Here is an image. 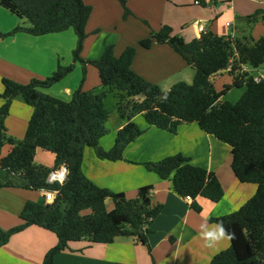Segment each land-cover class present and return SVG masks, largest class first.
Wrapping results in <instances>:
<instances>
[{"label": "trees", "instance_id": "1", "mask_svg": "<svg viewBox=\"0 0 264 264\" xmlns=\"http://www.w3.org/2000/svg\"><path fill=\"white\" fill-rule=\"evenodd\" d=\"M116 1L123 10V19L132 15L126 0ZM0 6L27 24L0 33V39L19 32L43 36L69 29L76 35L69 65L57 64L50 76L33 78L27 84L1 80L0 151L5 144L10 150L0 159V169L20 174L26 181L25 189L56 192L60 201L26 202L19 215L21 225L7 231L0 229V247L29 226L47 230L56 237L55 246L45 253L41 264H53L56 254L64 251L69 243L81 240L110 244L122 237L146 246L148 227L161 210V205L150 201L151 186L140 187L135 198L126 199L123 193L98 187L81 170L85 148H92L100 160H122L126 146L144 132L131 121L139 114L148 126L170 133H175L180 124L195 123L203 132L230 147V167L235 178L240 183L255 185L256 191L236 212L209 219L213 223L223 220L229 231L235 233V239L208 264H264V80L256 83L253 75L241 72L242 67H264V38L253 41L207 32L201 39L185 42L172 35L169 26L151 31L138 42L141 48L148 49L153 42L166 44L194 70L191 84L178 82L163 92L131 70L134 47H127L119 57L114 56L112 45L105 46L97 60L86 61L80 57L91 13V7L82 0H0ZM244 19L249 24L264 23V11H255ZM76 63L82 69L80 85L86 65L97 70L99 92L82 91L80 86L68 102L41 92L71 73ZM228 66L232 84L218 92L212 79L226 72ZM242 86L245 89L237 102L232 104L222 99L231 88ZM108 93L114 94L120 118L127 122L116 132L112 147L105 151L99 140L107 133L108 110L104 99ZM14 98H20L32 109L21 140L8 137L4 127ZM36 149L54 156L52 169L34 163ZM62 165L68 170L63 185L48 184V175ZM143 165L160 179H170L172 191L180 197L189 196L193 201L202 197L217 203L223 196L214 173L190 164L188 158L179 154ZM11 186L0 182V188ZM106 200L112 202L110 211L105 208ZM192 208L196 212L200 210L195 202ZM86 209L90 212L82 214Z\"/></svg>", "mask_w": 264, "mask_h": 264}, {"label": "crops", "instance_id": "2", "mask_svg": "<svg viewBox=\"0 0 264 264\" xmlns=\"http://www.w3.org/2000/svg\"><path fill=\"white\" fill-rule=\"evenodd\" d=\"M82 1L91 7V13L85 26L86 37L80 57L86 61L97 60L108 45L113 46L114 56L119 57L124 49L134 47L131 70L156 84L163 92L178 82L192 83L194 70L168 45L153 42L150 48L144 49L138 45L140 40L147 38L151 31L169 26L172 35L190 42L199 25L204 27L205 34L210 31L217 36L234 38L232 33L227 34L225 23L229 21L226 18L249 14L245 9L239 11L233 4L228 8L219 6L225 0H126L132 15L123 19V10L116 0ZM229 24L231 27L232 23ZM17 25H20L18 18L0 6V33H8ZM75 39L76 35L73 36L69 30L43 36L19 32L0 39V93L2 78L27 84L33 78L50 75L60 60L69 65ZM247 72L256 76L249 68ZM81 78V65L76 63L71 73L41 92L68 102L80 86L82 91L101 90L98 72L93 66L86 65L82 85ZM218 80L231 85L233 79L228 71L223 72L212 79L215 89ZM112 96L115 102L108 94L104 99L108 110L107 133L100 138L99 145L105 151L112 147L116 132L127 122L117 115V100L113 93ZM17 99L10 103L4 127L9 137L21 140L32 109ZM2 104L0 100V107ZM138 117L131 121L144 132L126 146L122 160H100L85 148L81 170L98 187L132 196L131 199L136 197L140 187L151 186L150 201L153 205H161V210L148 227L147 245L122 237L110 244H90L86 240L71 242L53 257V264H208L213 256L230 246V242L225 240L214 248H208L199 236L202 224H214L210 218L236 212L255 194V185L240 183L235 178L230 167V147L203 132L195 123L180 124L175 133H170L148 126ZM9 150L10 146L5 144L0 151V159ZM177 154L188 158L190 164L214 173L223 190V196L217 203L202 197L187 202L172 191L170 179H160L143 165ZM34 163L52 169L54 156L36 149ZM60 169L62 167L54 170ZM0 182L12 184L11 187L0 188V229L7 231L21 225L19 215L26 202H43L44 191L25 189L26 181L20 174L3 169H0ZM192 202L199 206L198 212L192 208ZM111 207L112 202L106 200V210L110 211ZM55 244L53 233L29 226L12 235L8 243L0 247V264H41L45 253Z\"/></svg>", "mask_w": 264, "mask_h": 264}, {"label": "rangeland", "instance_id": "3", "mask_svg": "<svg viewBox=\"0 0 264 264\" xmlns=\"http://www.w3.org/2000/svg\"><path fill=\"white\" fill-rule=\"evenodd\" d=\"M231 4H233V6L236 9L239 8V11H242V10L244 11V9H245V11H247V13H249L248 16L251 15V14H253L255 11L264 10V0H231V1L230 0H225L224 4L223 5L222 4H219V6H224L225 8H228ZM236 14H237V12H236ZM244 17H246V16H244ZM244 17H242V16H240V15L237 14L235 18H232V19L231 18H226V20L229 21L228 23H230V22L232 23V26L231 27L226 26V23L227 22L225 23L226 28H228L227 34L229 32L232 33L234 39H241V38L245 37L247 39H252L253 41H257L258 39L264 38V23H262V22H256L254 24H249L244 19ZM19 21H20V24H22L24 26L27 25L25 23V21L24 22L22 20H19ZM212 22H214V21H212ZM207 30H208V28H207ZM69 32H71L73 34V36H74L73 30L69 29ZM214 35H216V34H214ZM75 42H76V39H75ZM61 55H62V57L65 56L64 54H61ZM58 64H60L61 66H67V65H64L61 60L58 61ZM251 70L254 71V74L255 75H264V67L263 66H260V67H258L256 69H251ZM50 75H48V76H50ZM48 76H46V77H48ZM179 81H182V80H179ZM226 83H229V82H220V80L217 81V83L215 85L217 87L216 89L218 90V92L221 91V90H223V87L225 86ZM54 85H56V84H54ZM226 85H228V84H226ZM244 89H245L244 86L239 87V88H235V87L234 88H231L230 90H228L224 94L223 100L224 101H227L229 103H232V104L235 103V102H237L239 100V98L241 97V95L243 94ZM108 95L111 98V100H114V102H115V99L112 96V94L111 93H108ZM17 100H20V99L18 98ZM111 107H114V104H111ZM115 110H116V112L118 114L116 112L115 113L118 116H120L117 107H116ZM138 115H134L133 117L138 116ZM138 118L143 121V119L141 118V115H139ZM86 149L90 150L94 154V150L92 148H86ZM124 196H125L126 199H131V197H132V196L128 197L125 194H124ZM112 208H113V205H112L111 209ZM108 209H110V207L107 208V210ZM89 212H90L89 209H86V210L82 211V214H88Z\"/></svg>", "mask_w": 264, "mask_h": 264}, {"label": "clouds", "instance_id": "4", "mask_svg": "<svg viewBox=\"0 0 264 264\" xmlns=\"http://www.w3.org/2000/svg\"><path fill=\"white\" fill-rule=\"evenodd\" d=\"M63 171L61 172V180L60 183L63 185L66 180L68 170L66 166H61ZM41 191H44L43 189ZM48 203H52L55 199V194L50 193L48 195ZM199 236L201 240L204 242L205 247L214 248L219 243L228 240L231 241L235 239V233L229 231V229L225 226L223 220H218L214 224H202L200 227Z\"/></svg>", "mask_w": 264, "mask_h": 264}, {"label": "built area", "instance_id": "5", "mask_svg": "<svg viewBox=\"0 0 264 264\" xmlns=\"http://www.w3.org/2000/svg\"><path fill=\"white\" fill-rule=\"evenodd\" d=\"M198 2H195V4H197ZM226 26H230L229 23H226ZM205 34V29L203 26H198L197 27V30L194 32V39H201V37ZM230 70V66H228V68L226 69V71H229ZM244 71H247V68L246 67H242L241 69V72H244ZM262 80H264V75H256V76H253V81L256 82V83H259L261 82ZM63 171V169H60L58 171H52L48 177H47V180L46 182L48 184H53V183H60V180H61V172ZM52 193V194H55V197H56V192H52V191H44L43 192V203L44 204H51V203H48V195ZM184 199L187 201V202H191V198L189 196H186L184 197ZM55 200V199H54ZM54 202V201H53ZM52 202V203H53Z\"/></svg>", "mask_w": 264, "mask_h": 264}, {"label": "water", "instance_id": "6", "mask_svg": "<svg viewBox=\"0 0 264 264\" xmlns=\"http://www.w3.org/2000/svg\"><path fill=\"white\" fill-rule=\"evenodd\" d=\"M194 67H195V64H194ZM59 201H60V197L56 198V199L54 200V203H57V202H59Z\"/></svg>", "mask_w": 264, "mask_h": 264}]
</instances>
